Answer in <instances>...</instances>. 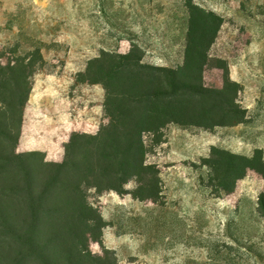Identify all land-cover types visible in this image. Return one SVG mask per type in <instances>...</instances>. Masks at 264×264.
Wrapping results in <instances>:
<instances>
[{"label":"rangeland","instance_id":"obj_1","mask_svg":"<svg viewBox=\"0 0 264 264\" xmlns=\"http://www.w3.org/2000/svg\"><path fill=\"white\" fill-rule=\"evenodd\" d=\"M225 19L205 68L207 86H222L219 61L239 85L244 116L232 125L199 130L169 126L148 139L155 172L132 177L128 193L91 189L88 204L101 216L102 235L86 228L90 254L118 264H264V219L258 198L264 176L255 171L224 183L207 166L219 151L264 159V0H190ZM183 0H0V50L24 37L43 41L44 69L19 75L15 93L25 108L17 153L35 152L34 168H66L78 143L92 144L106 122L105 91L91 73L99 70L102 49L126 52L142 32L147 57L159 64L178 62L169 41L182 33ZM30 44V43H29ZM31 45V44H30ZM29 45V46H30ZM26 108L28 109L26 118ZM34 147L20 151L22 140ZM83 157L92 158L90 150ZM53 172L54 170L51 169ZM60 176L61 171H57ZM153 187L148 188L152 180ZM63 216L73 202L55 178ZM157 192L139 198L138 192ZM51 203V197H49ZM40 214H45L40 211Z\"/></svg>","mask_w":264,"mask_h":264},{"label":"trees","instance_id":"obj_2","mask_svg":"<svg viewBox=\"0 0 264 264\" xmlns=\"http://www.w3.org/2000/svg\"><path fill=\"white\" fill-rule=\"evenodd\" d=\"M183 1L182 33L169 41L177 50L178 62L159 64L148 59L145 47L149 44L143 37L150 34L147 26L142 32L130 27L134 38L128 51L102 49L100 68L91 76L105 91L106 122L92 144H76L77 154L66 168L45 164L34 168L35 152L17 153L25 108L17 102L15 85L19 75L35 76L44 69V42L24 37L20 24L15 43L0 50V264H118L111 257L102 261L90 254L83 232L91 228L102 235L101 226L92 223L101 225L103 219L93 214L88 192L94 188L128 193L132 177L154 173L148 139L169 126L213 130L242 119L245 110L238 101L239 85L231 79L224 60L218 64L222 86L212 88L204 82L210 52L225 19ZM86 150L92 152L91 159L83 157ZM207 166L227 184L250 171L264 176L259 151L251 158L219 151ZM48 177L55 178L73 202L69 216L61 214L57 192L46 187ZM138 195L143 200L158 193L143 189ZM258 213L264 219V192L258 198Z\"/></svg>","mask_w":264,"mask_h":264},{"label":"bare ground","instance_id":"obj_3","mask_svg":"<svg viewBox=\"0 0 264 264\" xmlns=\"http://www.w3.org/2000/svg\"><path fill=\"white\" fill-rule=\"evenodd\" d=\"M30 147V144L28 143L27 139L22 140L21 146H20V151H26V149Z\"/></svg>","mask_w":264,"mask_h":264},{"label":"crops","instance_id":"obj_4","mask_svg":"<svg viewBox=\"0 0 264 264\" xmlns=\"http://www.w3.org/2000/svg\"><path fill=\"white\" fill-rule=\"evenodd\" d=\"M27 112H28V109L26 108V118H27ZM29 143V142H28ZM35 141H32L31 143H30V147H34V145H35Z\"/></svg>","mask_w":264,"mask_h":264}]
</instances>
